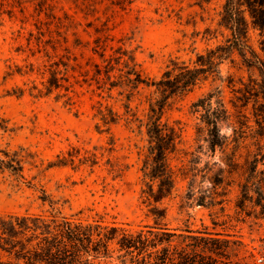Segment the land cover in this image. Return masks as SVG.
Returning <instances> with one entry per match:
<instances>
[{"label": "rangeland", "instance_id": "obj_1", "mask_svg": "<svg viewBox=\"0 0 264 264\" xmlns=\"http://www.w3.org/2000/svg\"><path fill=\"white\" fill-rule=\"evenodd\" d=\"M224 1L0 0V217L168 231L175 233L170 244L157 248L171 250L184 246L186 230L207 232L229 241L233 263L264 264V215L251 203L237 206L253 147L244 124L256 127L246 90L260 77L237 52L220 64L217 79L167 100L161 121L180 134L170 156L175 186L161 202L143 193V123L160 97L151 83L173 61L192 67L198 54L225 42L230 32L218 26ZM248 36L264 58L259 31L250 26ZM137 75L145 82L134 87ZM217 86L230 118L221 123L228 141L213 152L193 103ZM233 150L237 165L227 164ZM153 206L165 216L156 218ZM119 248L109 242L107 256L93 263L133 264ZM0 258L15 259L1 247Z\"/></svg>", "mask_w": 264, "mask_h": 264}, {"label": "trees", "instance_id": "obj_2", "mask_svg": "<svg viewBox=\"0 0 264 264\" xmlns=\"http://www.w3.org/2000/svg\"><path fill=\"white\" fill-rule=\"evenodd\" d=\"M218 26L229 30L230 36L224 43L198 54L194 65L184 62H172L173 68L166 70L162 78L154 84L160 97L149 105L146 121V150L141 170L146 188L145 199L161 202L174 189L176 173L171 163V154L177 151L179 129L161 121L162 111L167 100L173 96H183L200 81L210 76L217 79L220 64L234 52L248 69H256L260 79H251L248 90L253 97L256 127H250L249 134L253 146L249 149L244 162V182L240 186L237 206L246 203L259 208L264 215V58L250 45L248 31L253 27L259 31L260 47L264 51V0H225ZM134 87L144 79L137 75ZM219 87H214L200 96L193 105L200 110L201 120L205 124L208 148L215 151L222 148L228 136L221 131V123L230 118L220 95ZM249 102L244 97L243 106ZM235 128V127H234ZM234 134L237 133L233 129ZM236 150V149H235ZM236 151L233 150L227 164H235ZM262 166V167H260ZM222 177L216 184H220ZM156 218L165 216V208L153 206ZM115 226L101 225L98 222H74L66 217L47 220L40 215H7L0 217V247L13 254L14 260H2L0 264H94L93 259L107 256L108 244L117 240L119 249L130 255L133 264H235L230 260L229 241L203 235L179 234L184 246L180 249L169 245L170 237L175 233L168 231H138L136 234L119 232ZM154 249V250H152ZM126 259V258H125ZM125 259H121L125 261Z\"/></svg>", "mask_w": 264, "mask_h": 264}]
</instances>
